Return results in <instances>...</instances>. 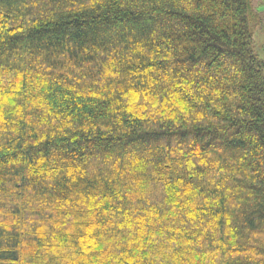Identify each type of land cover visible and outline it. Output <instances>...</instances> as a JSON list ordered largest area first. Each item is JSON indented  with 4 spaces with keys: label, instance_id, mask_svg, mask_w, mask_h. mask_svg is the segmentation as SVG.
Listing matches in <instances>:
<instances>
[{
    "label": "trees",
    "instance_id": "16d2710c",
    "mask_svg": "<svg viewBox=\"0 0 264 264\" xmlns=\"http://www.w3.org/2000/svg\"><path fill=\"white\" fill-rule=\"evenodd\" d=\"M264 0H0V264H264Z\"/></svg>",
    "mask_w": 264,
    "mask_h": 264
},
{
    "label": "rangeland",
    "instance_id": "374dc122",
    "mask_svg": "<svg viewBox=\"0 0 264 264\" xmlns=\"http://www.w3.org/2000/svg\"><path fill=\"white\" fill-rule=\"evenodd\" d=\"M255 44L257 45V48L264 44V30H259V32H256L255 34Z\"/></svg>",
    "mask_w": 264,
    "mask_h": 264
}]
</instances>
